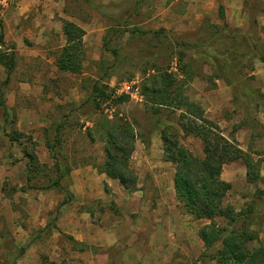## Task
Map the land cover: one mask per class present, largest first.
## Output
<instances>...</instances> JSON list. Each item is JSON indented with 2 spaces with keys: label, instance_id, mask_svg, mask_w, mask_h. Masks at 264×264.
<instances>
[{
  "label": "rangeland",
  "instance_id": "374dc122",
  "mask_svg": "<svg viewBox=\"0 0 264 264\" xmlns=\"http://www.w3.org/2000/svg\"><path fill=\"white\" fill-rule=\"evenodd\" d=\"M217 1L0 0L3 38L5 20H10L11 25L10 39L0 43V53L6 54L5 61H9L11 51L15 55L12 67L0 64V94L10 112L7 120L0 109V264H89L91 253L94 262H100L105 250L112 264H117L122 250L147 243L148 236L157 228L161 230L169 220L170 228L166 231L171 244L164 247L172 249L170 264H197L190 250L199 246L193 241L190 245L189 241H195L197 228L205 221L189 219L172 194L169 179L174 167L162 158V124H156L155 117L145 109L139 84L142 70L152 64H169L170 70L177 73L172 53L185 44L195 45L185 57L186 61H193L197 72L187 95L203 108L205 104L213 108L218 105L213 109L214 121L221 124L219 127L227 137L235 136L239 130L240 134L243 132L244 150L261 161L260 173L264 176V59L258 48L264 47V0H242L244 16H234L224 9V20L218 16ZM63 20L73 21L85 31V61L78 75L60 72L55 66L63 45ZM21 25L25 29L19 32ZM41 26L47 29L45 34L39 32ZM27 27L33 32L26 31ZM133 27L150 33L131 36L128 30ZM109 29L123 30L110 45L121 51L116 65L112 54L102 46ZM15 42H20L18 48L23 50L17 51ZM198 45L201 47L197 48ZM201 48L208 49L207 56L199 55ZM214 71L231 83L215 77ZM95 80L113 88V98L118 96L117 84L132 82L140 96H129L122 103L106 100L101 102V108L108 118H134L143 126L136 130L147 131L149 144L145 146L137 138L130 159L138 177L136 191H126L116 180L106 177L108 183L100 179L92 182V194L97 197L81 199L73 192L74 188L82 189L74 174L89 166L95 169L94 175H100L93 164H100L104 156L103 143L87 131L96 116L93 105L87 101ZM165 114L168 117L163 122L177 126L178 112ZM63 122L61 145L56 151L60 163L70 168L62 184L74 200L59 207L65 194L57 188L10 194L11 188L25 184L26 160L21 146L11 142L7 132L18 130L35 142V152L47 168L46 174H40L32 184L44 185L56 175L54 155L47 151L45 137L54 140L56 125ZM180 137L189 150L202 156L198 138ZM21 142L28 148L33 146L24 137ZM244 172L241 161L224 165L221 177L233 184L225 201L238 210L259 189L263 191L260 208L264 207V183H247ZM193 221L196 225L191 224ZM260 221L258 243H264V215ZM111 224L113 231H105ZM183 235L188 236L187 241L178 242ZM77 236H86L88 241H78ZM73 240L87 247L80 249ZM176 244H182V249ZM143 248L148 250V246ZM181 250L189 251L185 254Z\"/></svg>",
  "mask_w": 264,
  "mask_h": 264
},
{
  "label": "trees",
  "instance_id": "16d2710c",
  "mask_svg": "<svg viewBox=\"0 0 264 264\" xmlns=\"http://www.w3.org/2000/svg\"><path fill=\"white\" fill-rule=\"evenodd\" d=\"M218 16L224 20L222 5L218 6ZM61 30L64 43L57 53L55 66L60 72L78 75L82 72L85 61L83 40L85 31L79 24L70 20L62 21ZM122 33L123 30L109 29L103 36V49L112 54L114 65L120 61L121 51L116 45H110L113 39ZM128 33L131 36L143 37L150 32L133 27ZM154 33L157 36L160 34ZM162 36L164 37L165 33ZM0 43H3L2 35ZM191 47L195 45L187 47L185 44L172 53L177 73L170 70L169 64L165 67L152 64L142 70L143 78L139 84L145 109L155 117L156 124H162V128L159 129L162 158L174 167L172 177L174 198L193 220L205 221L197 230L203 244L199 261H214L215 264H264V243H258L262 224L260 218L264 215V207L260 208L259 200L263 191L257 189L255 196L243 208L237 210L231 203L225 201L232 185L221 178L225 164L241 161L245 167L247 183L252 185L264 183V176L260 173L261 161L254 159L249 151H243L234 136L223 135L219 125L206 116L204 108L187 95L189 84L197 75L193 61L190 58L185 60ZM196 47L200 48L201 45ZM258 48L264 59V47L259 45ZM208 53L206 48L199 50L200 56H207ZM5 58L6 54L0 53V64L12 67L15 63L14 52L11 51L9 54V61H5ZM214 73L215 77L225 78L217 71ZM225 80L229 82L227 78ZM112 93L113 88L110 89L108 84H103L100 80H95L90 85L87 101L93 105L96 116L92 127L87 131L89 135L92 137L94 135L103 143L104 154L102 162L93 166L107 178L116 180L124 190L132 192L138 189V177L130 165V159L137 138L148 146L147 131L136 130V127L142 129L143 126L134 118L129 121L118 117L108 118L107 114L103 113L101 102L111 100L122 103L129 98L127 94L113 98ZM0 109L8 120L10 112L1 94ZM166 112L168 114L178 112L177 126L163 122L167 116ZM63 126L64 122L56 125L54 140L45 137L47 151L54 155L53 166L56 175L44 185L32 184L40 174H46L47 168L45 163L40 162L35 152V142L30 136L18 130L7 132L9 140L21 146L22 155L26 160L25 184L20 188H11L10 194L27 189L57 188L65 194L59 207L74 200L73 194L62 184L70 168L60 163L56 151V147L61 145L60 135ZM180 135L198 138L202 146V156L195 155L189 150L181 142ZM22 137L33 146L28 148L21 142ZM73 243L78 244L80 249L87 247L76 240H73Z\"/></svg>",
  "mask_w": 264,
  "mask_h": 264
},
{
  "label": "crops",
  "instance_id": "0c3cea01",
  "mask_svg": "<svg viewBox=\"0 0 264 264\" xmlns=\"http://www.w3.org/2000/svg\"><path fill=\"white\" fill-rule=\"evenodd\" d=\"M216 5L217 6L222 5L223 8L225 9V11H230L232 13V15H234V16H241V15L244 16V14L242 13V0H218L216 2ZM20 13H22V12H20ZM1 17H3V19H5L6 16L4 17L3 14H1ZM5 22H6V26H5V34H4V38H3L4 41L10 39V36H9L10 34L8 31H9V28L11 27V25L9 23L10 20H5ZM24 27L25 26L21 25L19 32L24 31V29H25ZM26 31H28L30 33L33 32L28 27L26 28ZM45 31H47V29L44 26H41L39 28L40 33L44 32V34H45ZM61 34H62V30H61ZM63 43H64V40H63ZM15 45L17 48V49L15 48V49L17 51L23 50L22 47L18 48L19 46H21L20 42H17V43L15 42ZM27 54L32 55L31 52H27ZM205 106L207 108H205ZM205 106H204L205 114H208V111H209L210 114H208V118L214 121L215 120L214 119V115H215L214 113L215 112L213 109H215V107H218V105L215 106L214 108L212 105L209 106L208 104H205ZM217 124L221 125L219 122ZM242 134H243V132H242ZM242 134H240V130H239L236 132V135L234 137L237 140L239 147L243 151H245L244 150L245 144L244 143H243L244 145L242 144V140H243L241 138ZM93 170H95V169H91L89 166H85V167L80 168L78 171H76V175L74 174V177L76 179V184H79L82 187V189L74 188L73 192L75 193V197H78L76 195V193H78V195L81 197V199L82 198L87 199V197H97V196H93V194H92V186H93L92 182L95 179H98V180L100 179L101 181L104 180L108 183V179L106 178V176L104 174H100V175L96 176V175H94L95 173L93 172ZM244 175H245V172H244ZM172 177H173V175H172ZM223 180H225V179H223ZM225 181L230 182L229 180H225ZM95 184H96V182H95ZM169 184H170L171 190L173 191L172 194L174 195L171 176L169 179ZM231 185H233V184L231 183ZM74 187H77V186L75 185ZM97 191H98V189H97ZM189 219H192V218L189 216ZM195 222L198 223V221H195ZM195 222L193 221V222H191V224L196 225ZM170 224H171V222L169 220L167 225H165L163 228H161V230L159 228H157V230L153 234L148 236L147 243L141 244L139 246L134 245V246L129 247L125 250H122L121 259L119 260V262L117 264H170L171 260H172V252H171L172 249L168 250V247H164V245L166 243L171 244L170 240L168 239V235H170V233H168L166 231V230H169ZM198 228H197V230H198ZM112 229H113V225L111 224V225L106 226L105 231H113ZM196 236H197V238H195V241L190 240L189 243L191 245V243L193 241L197 246H199V249L197 248V249L190 250V253L194 257V259H196L197 264H215L214 261L201 262L198 260L199 255L203 251V244H202V241L200 240V238L198 237V234ZM187 238H188V236H186V235H183L182 237L180 236V238L178 239V242L185 241V240L187 241ZM75 239H77L78 241H85V242L88 241V238L86 236L84 237V239L82 237H79V236H77V238H75ZM91 241H93V240H91ZM109 244H111V242L108 243V245ZM176 245H180L179 247L182 246V244H176ZM145 246H146V248L148 246V250L143 248ZM181 249H182V247H181ZM181 251L186 254V253H188L189 250H181ZM103 253L105 255L103 254L104 257L100 258V262H94V260L92 259L93 255L91 253L90 254L91 259L90 260L88 259V263L89 264H112L113 260L111 259L110 254H107L106 250L103 251Z\"/></svg>",
  "mask_w": 264,
  "mask_h": 264
},
{
  "label": "built area",
  "instance_id": "2783aa9c",
  "mask_svg": "<svg viewBox=\"0 0 264 264\" xmlns=\"http://www.w3.org/2000/svg\"><path fill=\"white\" fill-rule=\"evenodd\" d=\"M0 49H1V45H0ZM115 92L120 95V94H127L130 97H135L137 98L138 96H140L138 94V91L136 88L133 87L132 82H122L121 84H117V86H115Z\"/></svg>",
  "mask_w": 264,
  "mask_h": 264
}]
</instances>
